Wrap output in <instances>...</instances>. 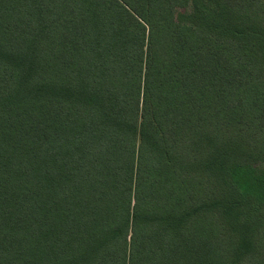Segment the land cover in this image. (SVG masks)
Here are the masks:
<instances>
[{"label":"trees","instance_id":"obj_1","mask_svg":"<svg viewBox=\"0 0 264 264\" xmlns=\"http://www.w3.org/2000/svg\"><path fill=\"white\" fill-rule=\"evenodd\" d=\"M263 0H0V264H264Z\"/></svg>","mask_w":264,"mask_h":264},{"label":"rangeland","instance_id":"obj_2","mask_svg":"<svg viewBox=\"0 0 264 264\" xmlns=\"http://www.w3.org/2000/svg\"><path fill=\"white\" fill-rule=\"evenodd\" d=\"M264 1V0H263ZM263 213H264V209H263Z\"/></svg>","mask_w":264,"mask_h":264}]
</instances>
